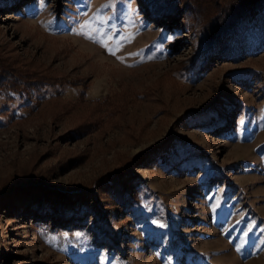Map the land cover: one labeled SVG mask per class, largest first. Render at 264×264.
<instances>
[{
    "label": "rangeland",
    "instance_id": "1",
    "mask_svg": "<svg viewBox=\"0 0 264 264\" xmlns=\"http://www.w3.org/2000/svg\"><path fill=\"white\" fill-rule=\"evenodd\" d=\"M156 6L0 0V44L67 79L0 90V179L71 191L65 210L1 203L0 264H264L263 14L209 50L196 19ZM82 91L121 109L76 136ZM155 146L120 193L93 185Z\"/></svg>",
    "mask_w": 264,
    "mask_h": 264
},
{
    "label": "trees",
    "instance_id": "2",
    "mask_svg": "<svg viewBox=\"0 0 264 264\" xmlns=\"http://www.w3.org/2000/svg\"><path fill=\"white\" fill-rule=\"evenodd\" d=\"M157 10L161 12H178L185 10L190 19L199 22V41L202 46L211 50L221 48L227 50V37L235 31L242 22L254 18L262 12L264 19V0H156ZM67 81L51 66L23 60L15 49L7 44H0V90L14 91L23 94L31 89L40 91L47 85L63 84ZM76 84V81L71 82ZM85 86V85H84ZM11 97V96H9ZM111 95L102 99L89 100L82 91L77 103L88 109L79 122L71 129L74 135H82L94 129L103 121V113L113 115L121 109V102ZM159 147L155 146L129 156L122 160L120 165L99 176L94 186H107L120 193V183L124 175L130 176V165L137 166ZM25 181H14L11 176L0 179V205L10 202L16 197L39 193L44 197L56 201L62 210L70 198L71 191L58 186L46 185L42 176L28 170Z\"/></svg>",
    "mask_w": 264,
    "mask_h": 264
},
{
    "label": "snow or ice",
    "instance_id": "3",
    "mask_svg": "<svg viewBox=\"0 0 264 264\" xmlns=\"http://www.w3.org/2000/svg\"><path fill=\"white\" fill-rule=\"evenodd\" d=\"M114 54V53H113Z\"/></svg>",
    "mask_w": 264,
    "mask_h": 264
}]
</instances>
